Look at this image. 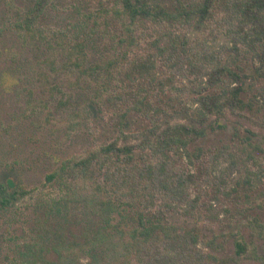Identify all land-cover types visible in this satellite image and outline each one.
Instances as JSON below:
<instances>
[{"label": "rangeland", "instance_id": "1", "mask_svg": "<svg viewBox=\"0 0 264 264\" xmlns=\"http://www.w3.org/2000/svg\"><path fill=\"white\" fill-rule=\"evenodd\" d=\"M148 1L175 15L164 26L188 37L194 53L203 57L198 64L225 65L242 75L245 112L260 124L222 120L202 138L185 136L187 150L201 149V154L189 165L184 148L177 146L173 154L177 172H167L171 182L165 194L152 188L146 171L116 170L117 181L110 190L116 205L111 224L103 221L92 197L64 206L68 189L60 186L61 181L48 182L62 163L85 157L115 137L123 111L124 130L135 135L134 143L151 125V118L161 117V109H181L172 121H183L186 109L196 111L200 105L194 98L208 85L209 76L172 72L165 77L169 72L159 68L156 73L165 78L164 92L156 82L155 93L149 96L126 77V68L139 53H125L129 47L119 43L126 34L116 28L112 0H54L32 23H26L25 15L34 0H0V183L13 180L28 192L17 208L0 209V264L21 263L26 246L34 257L41 253L55 264H264V66L248 44L233 50L224 25L227 0L212 3L201 24H197L200 12L190 23L191 17L185 21L181 16L205 0ZM106 17L116 33L114 46L107 44L109 35L87 38L93 28L104 29ZM76 39L93 43L87 48L85 70L66 55ZM109 65L113 72L121 71L117 79L126 87L119 89L114 103L104 97L100 112L97 89ZM98 66L103 69L92 72ZM223 79L230 81L225 75ZM225 84L213 91L218 93ZM143 96L152 107L134 104ZM216 151L225 156L214 160ZM137 156L132 162L145 168L148 152ZM185 171L196 175L191 197H200L188 212L167 203ZM139 176L147 188L132 184ZM98 179L102 181V176ZM158 224L178 225L180 230L169 243L153 248L158 235L152 229Z\"/></svg>", "mask_w": 264, "mask_h": 264}, {"label": "trees", "instance_id": "2", "mask_svg": "<svg viewBox=\"0 0 264 264\" xmlns=\"http://www.w3.org/2000/svg\"><path fill=\"white\" fill-rule=\"evenodd\" d=\"M112 1L113 5L110 11L116 20L115 23L117 22L116 28H121L126 34V36L118 38L119 43L129 47L125 53L132 55L131 52L135 50L139 53L134 55L137 59H132L125 71L126 77L133 85L139 86V90L147 91L149 96H153L154 87L158 82L159 87L164 92L165 78L163 81L156 73L159 68L164 72H169L165 77L171 76L172 72H183L182 74L187 73V75L197 73L202 78L209 76V79L208 85L197 90V95L194 98L200 105L196 111L186 109L184 118L181 119L183 121H172L178 116L181 109H174V111L161 109V117L158 120L151 118V125L144 129L143 136L139 138L137 143H134L135 135L124 130L127 113L123 111L120 116L121 128L115 137L100 144L85 157L66 160L59 167V170L54 171L48 177V182L61 181L60 186L68 189L64 206L68 207L73 200L83 201L85 198L92 197L103 221L108 224H111L110 222L113 220L116 206L110 195L111 187L115 186L117 181L116 177L114 178L116 170H120L121 173L146 171L149 174V183H151L152 188L160 193L164 191L163 194H165L169 191L171 182L170 178H167V172H177L173 157L177 146L180 145L184 148L183 157L189 165H193V159L198 158L201 154V149H198L197 152L187 150L185 136L193 135L202 138L222 120L236 122L242 126L249 121L253 125L260 124V121L248 116L245 112L246 103L240 97L244 84L242 75L225 65L217 64L209 68L198 64L201 59L203 60V57L194 53V48L191 46L188 37L175 35L164 26L166 21L176 18L173 13L165 10L160 4L151 3L148 0ZM215 1L205 0L202 6L186 11L181 17H185V21L191 17L188 21L190 23V20L200 12L201 16L197 19V24H201L208 19L212 3ZM53 2L54 0H34L25 15L26 23H32L42 16ZM94 22V25L97 26V19H94ZM224 25L226 34L234 44L233 50L237 51L241 45L248 44L254 50L255 57L259 59L261 66H264V0H227ZM102 26L104 29L100 32L93 28L94 31L87 38L91 40L95 34L99 33L101 37L109 35L111 41L107 44L116 45V33H112V23L108 17L103 19ZM26 30L31 37L34 36L30 26L27 25ZM21 37L23 36L21 35ZM89 39L71 41L66 51V55L72 63L82 64V70L88 68L86 67L87 48H89L90 43L93 44ZM142 49L146 51L143 52ZM102 69L99 66L93 67L92 72L98 73ZM257 69L259 70L258 67ZM119 72L121 74L119 70L113 72L110 65L104 68V74L101 77L102 82L99 83V89H97L99 90L97 95L102 97L96 104L98 111H102L104 104L102 99L104 97L109 103H114L115 95L119 89L125 90V81L118 82L117 74ZM200 72L203 73L200 74ZM224 75L230 81L226 82L223 79ZM45 78L47 79L46 76ZM223 83H226V86L221 87V91L215 93L213 91L215 87L217 85L223 86ZM134 104L136 106L144 105L146 108L147 106L152 107L150 101L146 102L144 96L138 98ZM154 109L157 111L158 107L155 106ZM144 152H148L150 160L145 168H140L138 161L132 162V160L138 158L137 154L141 155ZM224 156L223 151H216L213 154L214 160ZM122 161L126 163L122 165ZM230 163L234 165L236 162L230 160ZM185 172L180 175L179 183L171 191L167 203L175 208L181 207L188 212L189 209L193 210L197 207L200 197L193 199L190 195L196 175L193 172ZM100 175L102 181L98 179ZM143 181L142 176H139L138 179L134 178L132 184L138 186L143 183L141 187L147 188L146 181ZM27 194L28 192L13 180L0 183V209L12 210L17 208L18 204L25 200ZM179 230L178 225H156L152 231L157 232L158 237L153 242V248L169 243L173 237L171 235H178ZM32 252L33 250L26 246V250L21 253L22 261L19 264H55L47 262L41 253L34 257Z\"/></svg>", "mask_w": 264, "mask_h": 264}]
</instances>
